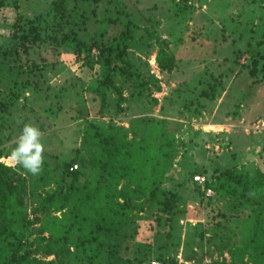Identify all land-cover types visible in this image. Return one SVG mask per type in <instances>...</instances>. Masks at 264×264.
I'll return each mask as SVG.
<instances>
[{
	"label": "rangeland",
	"instance_id": "374dc122",
	"mask_svg": "<svg viewBox=\"0 0 264 264\" xmlns=\"http://www.w3.org/2000/svg\"><path fill=\"white\" fill-rule=\"evenodd\" d=\"M9 1L18 8L2 7L0 33L6 32L4 15L13 18L17 10L23 16L45 15L52 0L5 3ZM176 3L70 0L65 30L84 41L78 47L71 33L65 41L31 45L27 54L0 48V147L13 149L23 126L32 124L43 134L44 152L80 166L90 151L84 133L92 122L104 128L122 125L131 138L142 133L137 130L141 117H155L165 119L166 131L176 135L177 157L164 186L181 195L178 216L168 225L165 218L158 222L143 213L137 219L141 234L123 242L115 264H135L141 242L152 245L142 264L157 260L161 250L175 256L177 264H206L212 258L230 261L228 246L241 232L230 224L223 230L215 226L224 217L211 220L216 209L231 212L230 196L204 190L193 176L204 173L213 185L227 169L264 170V0H189V6L175 14ZM129 21L135 24L133 36L123 38ZM53 26L61 28L58 23ZM160 42L176 55L172 71L158 66ZM87 43L94 45L87 49ZM110 57L117 66L115 85L105 82ZM26 80L40 82L44 93L37 95ZM209 81L212 96L199 95ZM18 86L19 100L6 112L5 94ZM40 98L60 101L58 114L48 105L40 106ZM1 160L14 165L8 157ZM53 188L34 186L28 202L32 216H43L37 194ZM172 241H180L179 249ZM113 259L106 258V264Z\"/></svg>",
	"mask_w": 264,
	"mask_h": 264
},
{
	"label": "trees",
	"instance_id": "16d2710c",
	"mask_svg": "<svg viewBox=\"0 0 264 264\" xmlns=\"http://www.w3.org/2000/svg\"><path fill=\"white\" fill-rule=\"evenodd\" d=\"M8 4L18 6L14 1L0 0V11ZM189 4V0H177L175 14ZM70 9V0H52L45 15L23 16L18 10L13 18L4 15L2 27L6 32L0 33V48L27 54L31 45L65 41L71 33L78 47L84 41L78 39L76 32L65 30L70 22ZM56 23L61 28L54 27ZM125 26L121 37L131 38L135 24L129 21ZM164 42L167 43L166 39ZM163 43L160 42L156 61L161 70L172 71L176 55ZM93 45L87 43V49ZM126 48L125 43L116 56L121 58ZM107 61L105 82L115 85L116 62L112 58ZM121 70L124 72L125 67ZM25 82L34 87L37 95L44 93L45 86L40 82ZM212 86L209 81L208 88L199 95L212 96ZM20 92V86L6 92V112L19 100ZM48 95L54 98L56 94L50 92ZM59 102L40 98L38 104L56 109V116L61 108ZM140 121L137 130L142 133L139 136L135 133L131 138L122 125L110 124L104 128L90 123L84 133L90 141V151L88 156H82L84 163L76 164L77 169L73 168V159L63 160L54 153L44 152L42 171L33 176L18 165L2 161V157H9L12 148L0 147V264H106L105 259L115 258L124 241L138 239L141 227L137 219L143 213H150L158 222L165 218L164 221L172 225L182 198L178 191L165 187L164 183L167 172L175 164L178 140L175 134L166 131L165 119L141 117ZM197 174L206 177L205 182L193 179L204 190L211 188L230 196L231 212L216 209L211 220L217 216L225 219L224 222L217 220L215 226L223 230L230 224L241 232L228 246L230 261L212 258L206 264H264V170L252 173L240 168L227 169L213 185L206 174ZM28 175L33 179L29 180ZM52 184L53 189L37 194L36 203L43 216H32L28 202L34 186ZM58 211L62 214H56ZM40 221L41 225H34ZM173 242L179 249L180 241ZM142 243L138 244L133 257L135 264H142L149 258L152 245L143 243L142 246ZM47 256L52 257L48 259ZM155 259L151 264L154 261L178 263L175 256L164 250L157 253ZM119 260L117 257L111 264Z\"/></svg>",
	"mask_w": 264,
	"mask_h": 264
},
{
	"label": "clouds",
	"instance_id": "9594fccd",
	"mask_svg": "<svg viewBox=\"0 0 264 264\" xmlns=\"http://www.w3.org/2000/svg\"><path fill=\"white\" fill-rule=\"evenodd\" d=\"M42 135L38 127L25 124L8 157L14 162V165L20 166L26 173L33 176L40 174L44 163L45 147L41 142Z\"/></svg>",
	"mask_w": 264,
	"mask_h": 264
},
{
	"label": "built area",
	"instance_id": "2783aa9c",
	"mask_svg": "<svg viewBox=\"0 0 264 264\" xmlns=\"http://www.w3.org/2000/svg\"><path fill=\"white\" fill-rule=\"evenodd\" d=\"M73 168L74 169H77V165L76 164L73 165ZM194 179L197 180V181H199V182H205L206 181L205 175H202V174H196V175H194ZM207 190L209 192H212L213 193V189L208 188ZM152 264H159V263L157 261H154Z\"/></svg>",
	"mask_w": 264,
	"mask_h": 264
}]
</instances>
